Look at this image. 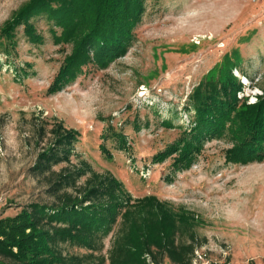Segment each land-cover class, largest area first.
I'll return each instance as SVG.
<instances>
[{
  "label": "rangeland",
  "instance_id": "obj_1",
  "mask_svg": "<svg viewBox=\"0 0 264 264\" xmlns=\"http://www.w3.org/2000/svg\"><path fill=\"white\" fill-rule=\"evenodd\" d=\"M30 1L0 0V219L67 197L116 196L137 210L155 196L195 218L204 243L193 264H264V161L228 160L229 135L207 139L188 167L176 169V153L154 160L191 129L188 97L202 79L238 62L248 75L235 69L241 95L253 102L263 93L264 0H145L127 51L54 91L73 44L47 14L31 20L39 40L23 23L10 30ZM72 129L80 135L70 160L41 165V153ZM36 218L53 233L65 227ZM125 228L119 220L110 234L90 235V248L54 234L50 247L75 264H112Z\"/></svg>",
  "mask_w": 264,
  "mask_h": 264
},
{
  "label": "trees",
  "instance_id": "obj_2",
  "mask_svg": "<svg viewBox=\"0 0 264 264\" xmlns=\"http://www.w3.org/2000/svg\"><path fill=\"white\" fill-rule=\"evenodd\" d=\"M144 12L145 0H31L7 26L12 30L23 23L28 35L39 40L31 20L47 14L61 28L60 40L73 44V52L51 89L54 91L74 80L84 66L96 62L104 68L125 53ZM235 69L248 76L237 62L194 87L187 104L194 111L191 129L157 154L155 161L162 162L176 153V169L188 167L207 139L224 135L234 143L227 154L231 162L264 161V88L253 102L243 97L245 84ZM79 135L72 129L59 136L41 153V165L49 167L70 160ZM120 137L126 141L124 135ZM102 150L111 156L104 145ZM136 206L137 210H129L127 203L116 196L96 202L89 196L67 197L59 206L32 203L17 217L0 219V264H41L39 258L43 256L51 260L45 264H75L51 249L54 234L90 248V235L110 234L119 220L126 222L128 231L114 249L112 264H161L166 257L173 264H193L196 251L204 243L193 229L195 218L175 213L155 196L146 197ZM36 217L65 227L53 233Z\"/></svg>",
  "mask_w": 264,
  "mask_h": 264
}]
</instances>
